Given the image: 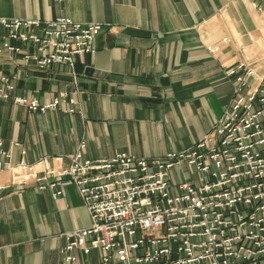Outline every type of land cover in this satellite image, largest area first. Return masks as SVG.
<instances>
[{"label": "crops", "instance_id": "1", "mask_svg": "<svg viewBox=\"0 0 264 264\" xmlns=\"http://www.w3.org/2000/svg\"><path fill=\"white\" fill-rule=\"evenodd\" d=\"M252 1L264 8V0H0V18L67 17L103 27L97 53L79 57L73 72L66 66L41 70L22 54L0 55V74L13 81L14 96L41 105L67 96L45 113L1 102L0 139L7 147L21 143L37 173L44 170L42 160L68 167L83 141L90 159L118 153L162 159L192 147L233 102L230 69L254 64L252 86L264 76V10ZM3 43L0 32V48ZM13 152L18 159L19 151ZM14 177L0 172V186H9L0 192V264H66L63 235L92 223L77 188H65L54 200L35 182L17 191ZM196 179L186 164L172 172V184ZM75 255L74 264H99L101 258L96 249Z\"/></svg>", "mask_w": 264, "mask_h": 264}, {"label": "built area", "instance_id": "2", "mask_svg": "<svg viewBox=\"0 0 264 264\" xmlns=\"http://www.w3.org/2000/svg\"><path fill=\"white\" fill-rule=\"evenodd\" d=\"M251 5L264 10L256 1ZM102 31L99 24L67 17L48 22L0 18V55L22 54L41 70L66 66L73 72L79 57L97 53ZM24 45L36 51H24ZM255 73L254 64L227 72L236 83L232 104L210 134L181 152L162 159L127 153L90 159L83 141L68 167L55 169L42 160L38 164L44 170L37 173L21 143L7 147L0 139V172L15 174L11 185L17 191L35 182L54 200L65 188H77L92 223L63 235L66 264L77 261L76 251L88 255L93 249L101 253L99 264H264V76L252 86ZM14 90L11 78L0 74V103L45 113L67 101L63 95L41 105L14 96ZM184 164L196 181L172 184V172ZM8 189L0 186V192Z\"/></svg>", "mask_w": 264, "mask_h": 264}, {"label": "rangeland", "instance_id": "3", "mask_svg": "<svg viewBox=\"0 0 264 264\" xmlns=\"http://www.w3.org/2000/svg\"><path fill=\"white\" fill-rule=\"evenodd\" d=\"M179 173L182 174V170L181 169H179Z\"/></svg>", "mask_w": 264, "mask_h": 264}]
</instances>
